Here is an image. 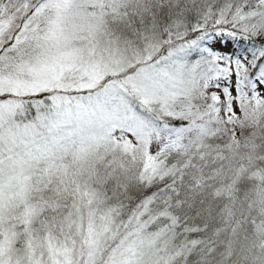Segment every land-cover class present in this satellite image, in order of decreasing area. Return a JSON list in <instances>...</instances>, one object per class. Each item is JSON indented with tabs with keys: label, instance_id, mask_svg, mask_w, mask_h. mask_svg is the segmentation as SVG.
<instances>
[{
	"label": "snow or ice",
	"instance_id": "obj_1",
	"mask_svg": "<svg viewBox=\"0 0 264 264\" xmlns=\"http://www.w3.org/2000/svg\"><path fill=\"white\" fill-rule=\"evenodd\" d=\"M0 264H264V0H0Z\"/></svg>",
	"mask_w": 264,
	"mask_h": 264
}]
</instances>
